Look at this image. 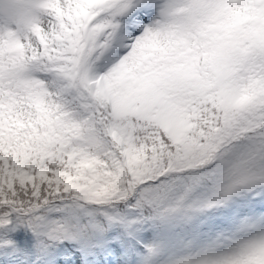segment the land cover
<instances>
[{"label": "snow or ice", "instance_id": "obj_1", "mask_svg": "<svg viewBox=\"0 0 264 264\" xmlns=\"http://www.w3.org/2000/svg\"><path fill=\"white\" fill-rule=\"evenodd\" d=\"M0 264H264V0H0Z\"/></svg>", "mask_w": 264, "mask_h": 264}]
</instances>
